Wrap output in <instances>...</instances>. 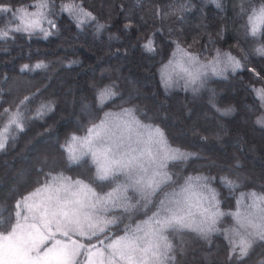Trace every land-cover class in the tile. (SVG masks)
Here are the masks:
<instances>
[{"label": "trees", "instance_id": "trees-1", "mask_svg": "<svg viewBox=\"0 0 264 264\" xmlns=\"http://www.w3.org/2000/svg\"><path fill=\"white\" fill-rule=\"evenodd\" d=\"M0 9V127L15 111L22 117L0 148V231L14 225L19 200L53 174L112 189L118 174L99 178L89 156L72 162L66 146L106 109L131 108L184 157L168 163L166 181L146 201L130 197L126 212L107 216L100 236L130 231L167 191L202 176L227 214L210 233H182L166 264H264V241L237 258L225 235L239 196L264 194V0H0ZM24 10L52 21L48 37L18 28ZM176 46L203 57L229 53L241 68L208 78L197 92L167 89L161 68ZM48 140L53 154L42 145Z\"/></svg>", "mask_w": 264, "mask_h": 264}, {"label": "rangeland", "instance_id": "rangeland-1", "mask_svg": "<svg viewBox=\"0 0 264 264\" xmlns=\"http://www.w3.org/2000/svg\"><path fill=\"white\" fill-rule=\"evenodd\" d=\"M261 18L262 14L255 16L256 26H260ZM19 19L18 28L49 36L52 21L37 10H24ZM5 35L0 31V37ZM239 68L241 63L229 53L203 57L176 46L161 68V78L167 89L197 92L208 78ZM19 82V88L28 84L24 78ZM107 101L106 95L100 97L101 105ZM15 112L0 127V148L13 135V129H22V117ZM51 141L42 145L53 154L56 151ZM66 150L72 162L89 156L99 178L118 174L119 180L112 189L99 192L82 180L53 174L19 200L14 225L6 232L0 231V264H166L174 256V245L182 233H210L218 219L227 214L207 179L197 176L167 191L156 212L130 231L103 238L100 235L110 224L107 216L113 211L126 212L130 197L141 201L151 197L166 181L168 163L184 154L166 142L159 128L141 121L131 108L106 109L86 134L71 138ZM33 158L43 163L55 161L46 154H34ZM32 162L27 164V171ZM234 218L233 225L225 228V235L231 253L240 258L251 245L264 241V194H241ZM95 237H101L100 242L92 243Z\"/></svg>", "mask_w": 264, "mask_h": 264}]
</instances>
